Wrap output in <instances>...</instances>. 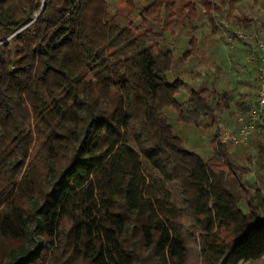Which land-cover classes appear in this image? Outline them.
Segmentation results:
<instances>
[{"label":"trees","instance_id":"16d2710c","mask_svg":"<svg viewBox=\"0 0 264 264\" xmlns=\"http://www.w3.org/2000/svg\"><path fill=\"white\" fill-rule=\"evenodd\" d=\"M120 1L138 21L108 0H0V264H264V192L218 133L205 159L168 115L211 129L228 111L170 77L166 33L196 28V0ZM253 137L264 157V117Z\"/></svg>","mask_w":264,"mask_h":264},{"label":"rangeland","instance_id":"374dc122","mask_svg":"<svg viewBox=\"0 0 264 264\" xmlns=\"http://www.w3.org/2000/svg\"><path fill=\"white\" fill-rule=\"evenodd\" d=\"M152 1L135 0L140 6ZM203 1L213 3L218 9L211 14L206 13ZM108 2L113 12L119 10L123 17L131 13V17L138 21L137 13L121 5L120 0ZM178 7L181 8V5ZM196 10L195 29L186 25L176 33H166V42L177 56L176 68L170 77L178 74L185 81L184 88L177 96L181 102L188 99L193 89L208 87L227 95L228 111L217 112V124L211 129L178 123L172 111L168 112L170 122L181 136L184 146L205 159L212 157L211 141L218 133L220 141L227 143L237 162L249 169L244 176L245 182L254 191L259 189L264 192V157L260 156L255 146L258 139L251 138L247 145H235L223 139V133L235 130L239 115L247 112L257 97L258 64L248 62V58L258 41H264V0H196ZM240 30L252 38H234ZM192 38L197 41L196 50L185 57L191 48L189 42ZM253 38L257 44L252 41ZM33 239L38 237L33 236Z\"/></svg>","mask_w":264,"mask_h":264},{"label":"built area","instance_id":"2783aa9c","mask_svg":"<svg viewBox=\"0 0 264 264\" xmlns=\"http://www.w3.org/2000/svg\"><path fill=\"white\" fill-rule=\"evenodd\" d=\"M235 37L240 39L252 38L251 35L242 30L237 31ZM258 57L261 59V65L259 67V88L255 102L247 112L239 115L234 131L223 133V139L235 145H247L264 117V41L261 39L250 54L248 62H253ZM220 138L222 139V134Z\"/></svg>","mask_w":264,"mask_h":264},{"label":"water","instance_id":"95a60500","mask_svg":"<svg viewBox=\"0 0 264 264\" xmlns=\"http://www.w3.org/2000/svg\"><path fill=\"white\" fill-rule=\"evenodd\" d=\"M42 10V9H41ZM41 12V11H40ZM40 14V13H39ZM39 14L37 16H39Z\"/></svg>","mask_w":264,"mask_h":264}]
</instances>
